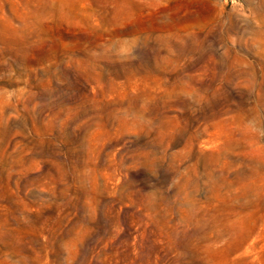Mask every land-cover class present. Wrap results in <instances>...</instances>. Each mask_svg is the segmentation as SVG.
<instances>
[{
	"label": "rangeland",
	"instance_id": "374dc122",
	"mask_svg": "<svg viewBox=\"0 0 264 264\" xmlns=\"http://www.w3.org/2000/svg\"><path fill=\"white\" fill-rule=\"evenodd\" d=\"M0 264H264V0H0Z\"/></svg>",
	"mask_w": 264,
	"mask_h": 264
}]
</instances>
